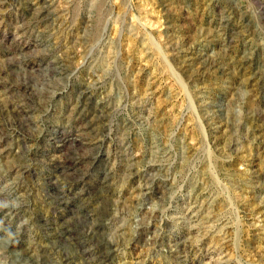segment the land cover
<instances>
[{
  "label": "rangeland",
  "instance_id": "rangeland-1",
  "mask_svg": "<svg viewBox=\"0 0 264 264\" xmlns=\"http://www.w3.org/2000/svg\"><path fill=\"white\" fill-rule=\"evenodd\" d=\"M0 264H264V0H0Z\"/></svg>",
  "mask_w": 264,
  "mask_h": 264
}]
</instances>
